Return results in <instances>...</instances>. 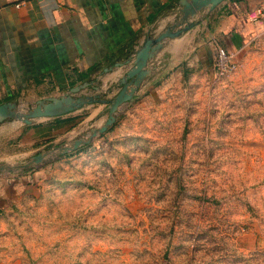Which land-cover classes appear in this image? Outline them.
I'll return each instance as SVG.
<instances>
[{"label": "rangeland", "instance_id": "1", "mask_svg": "<svg viewBox=\"0 0 264 264\" xmlns=\"http://www.w3.org/2000/svg\"><path fill=\"white\" fill-rule=\"evenodd\" d=\"M241 31L231 70L11 172L25 178L0 206V264H264V21ZM17 138L1 131L0 154Z\"/></svg>", "mask_w": 264, "mask_h": 264}, {"label": "crops", "instance_id": "2", "mask_svg": "<svg viewBox=\"0 0 264 264\" xmlns=\"http://www.w3.org/2000/svg\"><path fill=\"white\" fill-rule=\"evenodd\" d=\"M183 1L0 0V102L35 104L85 80L90 85L81 93L113 96L132 65L127 59L148 36L175 25ZM257 8H264V0H222L201 9L192 17L196 23L191 28L163 40L149 60L150 73L133 98L119 106L113 123L125 109L162 100L197 70L213 71L217 44L226 46L242 27L264 21V16L256 17ZM106 117V104L92 102L63 114L33 118L29 124L0 121V132L16 133L18 143L26 147L22 153L0 154V163H21L27 159L18 158L31 157L44 145L66 144L100 126ZM24 178L0 171V206Z\"/></svg>", "mask_w": 264, "mask_h": 264}, {"label": "water", "instance_id": "3", "mask_svg": "<svg viewBox=\"0 0 264 264\" xmlns=\"http://www.w3.org/2000/svg\"><path fill=\"white\" fill-rule=\"evenodd\" d=\"M222 0H184L182 9L180 10V17L175 25L167 27L159 32L155 37L148 36L141 46L135 51L133 58H128V62H132L126 70L120 81L121 87L110 97L106 93L92 92L81 93V90L90 85V81L85 80L78 84L71 86L68 91L59 96H48L40 98L26 111H19L17 109L18 101L5 100L0 102V121L8 117H16L22 123L29 124L33 118L55 116L63 114L74 109L80 108L87 103L102 102L106 104L107 117L104 122L97 127H92L89 131L88 137H77L66 144L56 146L60 151H67L68 149H75L83 143L104 132L114 121L115 113L119 106L124 102L133 98L135 91L142 82V80L150 73V59L162 47V42L167 37H175L182 32L191 28L195 23L192 17L204 7L213 8ZM122 62H117L121 64ZM110 67H106L108 70ZM94 90H97L94 87ZM44 151L32 155L28 160L21 163L6 164L0 163V171H18L30 165L32 161H39L43 156Z\"/></svg>", "mask_w": 264, "mask_h": 264}, {"label": "built area", "instance_id": "4", "mask_svg": "<svg viewBox=\"0 0 264 264\" xmlns=\"http://www.w3.org/2000/svg\"><path fill=\"white\" fill-rule=\"evenodd\" d=\"M264 16V8H257L256 17ZM253 17V18H256ZM214 69L219 74L226 73L234 66L228 49L221 44H217L214 51Z\"/></svg>", "mask_w": 264, "mask_h": 264}]
</instances>
